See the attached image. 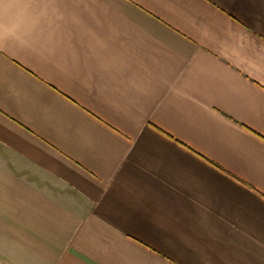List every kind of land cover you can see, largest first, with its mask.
I'll use <instances>...</instances> for the list:
<instances>
[{
	"label": "crops",
	"instance_id": "0c3cea01",
	"mask_svg": "<svg viewBox=\"0 0 264 264\" xmlns=\"http://www.w3.org/2000/svg\"><path fill=\"white\" fill-rule=\"evenodd\" d=\"M0 264H264V0H0Z\"/></svg>",
	"mask_w": 264,
	"mask_h": 264
}]
</instances>
